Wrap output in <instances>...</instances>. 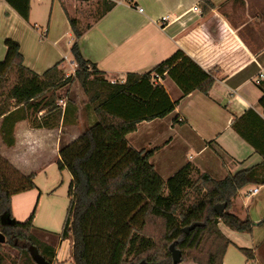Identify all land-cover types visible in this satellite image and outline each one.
Returning <instances> with one entry per match:
<instances>
[{
	"label": "trees",
	"instance_id": "1",
	"mask_svg": "<svg viewBox=\"0 0 264 264\" xmlns=\"http://www.w3.org/2000/svg\"><path fill=\"white\" fill-rule=\"evenodd\" d=\"M6 1L29 21L31 0ZM201 4L205 13L213 7L208 1ZM113 6L106 0L98 18ZM69 20L74 35V75L65 76L61 62L36 73L24 65L20 43L5 40L6 56L0 61V134L4 143L12 146L15 124L32 116L33 126L39 128L77 124L76 107L75 116L70 106L62 109L56 90L77 79L88 95L89 103L82 112L91 110L97 119L83 125L76 139L61 146L57 161L59 169L71 174L70 202L61 232L63 239H72L71 263L175 264L170 250L175 243L182 251V262L223 264L233 242L220 223L246 233L264 223L231 211L241 189L264 183L258 174L261 165L229 172L219 180L187 162L164 179L151 161L160 147L137 149L127 138L139 123L164 118L177 106L178 100L170 98L156 75H168L184 97L195 90L208 95L215 74L179 49L143 73L129 72L124 79L110 80L81 50L79 40L91 25L80 27L78 19ZM260 85L263 94L258 103L264 110V80ZM248 112L256 114L264 125V118L254 109ZM242 120L244 116L235 119L233 128L260 150L258 143L244 134ZM194 173L199 175L197 179H193ZM36 187L35 172H22L0 152V232L6 236V241L0 242V264H37L35 254L54 263L55 248L32 232L35 211L25 221L12 214V197ZM191 190L197 198L187 204ZM217 205H225V209L219 213ZM5 244L19 251L18 258L3 253ZM238 248L247 259H255L252 249Z\"/></svg>",
	"mask_w": 264,
	"mask_h": 264
},
{
	"label": "crops",
	"instance_id": "2",
	"mask_svg": "<svg viewBox=\"0 0 264 264\" xmlns=\"http://www.w3.org/2000/svg\"><path fill=\"white\" fill-rule=\"evenodd\" d=\"M88 1L31 0L27 21L6 0H0V61L6 56L5 40L12 38L20 43L24 65L36 73L42 74L58 62L60 68L76 65L73 56L68 58L74 42L69 18L78 19L81 25L77 8ZM97 1L100 11L79 44L84 57L110 80L124 79L129 72L143 73L179 49L215 74L208 95L195 90L184 97L168 75L158 78L170 98L178 100L177 106L164 118L139 123L127 136L130 144L137 149L160 147L151 161L163 178L192 162L219 180L229 172L261 165L258 174L264 180V125L256 114L248 112L252 108L264 118L258 103L264 80V0H108L114 6L101 18L98 15L106 0ZM202 1L213 4L212 9L205 13ZM166 15L170 18L162 23ZM243 116L244 134L258 143L260 150L233 128L232 122ZM77 125L75 138L64 142V126L39 128L30 118L20 120L14 127L12 146L4 143L0 134V152L22 172H36V163L26 157L52 150L58 160L61 146L81 133ZM254 187L258 192L249 196ZM38 192L36 187L14 195L12 214L25 221L35 211L33 234L55 248L53 264H69L72 239L36 226ZM231 211L259 222L260 212H264V183L241 189ZM222 231L233 246L254 251L251 264H264V223L255 226L252 233L231 228ZM226 257L223 264H230Z\"/></svg>",
	"mask_w": 264,
	"mask_h": 264
},
{
	"label": "rangeland",
	"instance_id": "3",
	"mask_svg": "<svg viewBox=\"0 0 264 264\" xmlns=\"http://www.w3.org/2000/svg\"><path fill=\"white\" fill-rule=\"evenodd\" d=\"M97 2V0H89L88 2L81 3V5L78 6V16L80 17L82 23L80 27H85L96 17L100 11V7L97 5ZM68 58L70 60L72 58V54H69ZM62 70L65 76L74 75L76 65L73 67H63ZM56 94L59 97L58 104L62 107V109L66 106H70L73 109L75 116L76 107V113L79 118L80 115H82V119H79L78 121L77 131L82 130L83 125L85 126L87 124H91L97 119L96 114L93 118L90 116L87 118V114L91 110L86 111L84 109L82 112V109L89 103V97L77 79L58 88L56 90ZM91 113L93 112L91 111L90 114ZM33 118V116L30 118L31 123ZM63 134L64 142H67L73 137L75 138V124L64 126ZM56 157H58V154L55 151L44 150L37 153H30L25 160L33 161L37 165L35 183L39 188V192L34 202V210L37 208L36 226L45 227L49 229L51 233L61 235L70 202L68 190L71 181V174L66 169H59ZM198 176L199 175L197 173H194L193 179H197ZM168 177L164 179H167ZM196 198L197 194L191 190L189 192V198H187V204H191ZM260 217V221L264 220V212H260ZM220 226L224 230L230 229L223 222L220 223ZM151 232H155V227H151ZM3 253L9 254L14 259L19 256V251L12 248L8 244L4 245ZM226 254V258L230 264H246L248 261L249 263L247 264L252 263L251 260L247 259L244 253H242L238 247L233 246V244L229 246ZM180 264L197 263L188 260L183 261Z\"/></svg>",
	"mask_w": 264,
	"mask_h": 264
},
{
	"label": "water",
	"instance_id": "4",
	"mask_svg": "<svg viewBox=\"0 0 264 264\" xmlns=\"http://www.w3.org/2000/svg\"><path fill=\"white\" fill-rule=\"evenodd\" d=\"M225 209V205H217L216 210L217 212L221 213ZM195 225H192L190 227H187L184 229V231L188 232L190 229H192ZM6 241V236L4 233L0 232V242L4 243ZM170 250L172 253L173 262L175 264H180L183 260L182 258V251L176 247L175 243H172L170 246ZM34 259L37 264H52L48 262L46 259H44L41 255L35 254Z\"/></svg>",
	"mask_w": 264,
	"mask_h": 264
},
{
	"label": "built area",
	"instance_id": "5",
	"mask_svg": "<svg viewBox=\"0 0 264 264\" xmlns=\"http://www.w3.org/2000/svg\"><path fill=\"white\" fill-rule=\"evenodd\" d=\"M138 10L142 12L143 11V8L142 7H138ZM169 18H170L169 15L163 16L161 22L164 23L167 20H169ZM261 76H263V74ZM156 77L157 78H160L158 75H156ZM258 190H259L258 187L250 188V190L248 192V195L250 196L252 194H255L256 192H258ZM69 264H72V263H69Z\"/></svg>",
	"mask_w": 264,
	"mask_h": 264
}]
</instances>
